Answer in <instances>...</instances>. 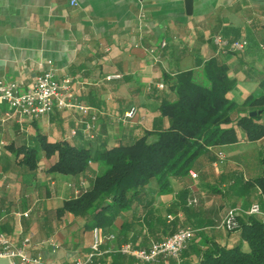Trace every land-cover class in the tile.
Instances as JSON below:
<instances>
[{"label":"crops","instance_id":"obj_1","mask_svg":"<svg viewBox=\"0 0 264 264\" xmlns=\"http://www.w3.org/2000/svg\"><path fill=\"white\" fill-rule=\"evenodd\" d=\"M215 35L246 39L249 45L224 53L214 45ZM211 61L226 70L232 83L227 96L234 104L242 106L262 94L264 0H0V79L26 89L36 76L53 69L58 79H71L76 102L97 117L91 121L77 109H65L33 121L2 122L7 107L0 105V233L18 245L30 237L27 254L40 264L87 258L96 228H87L86 219L63 209L105 168L95 159L78 176L55 172L58 154L47 155L41 139L85 148L95 157L134 142L143 132L166 130L161 105L176 100L167 79L193 72L204 83ZM132 108L137 114L125 119ZM89 123L93 128L87 131ZM235 136L210 148L218 161L191 170L196 178L169 179L163 188L152 182L110 228L97 227L104 242L89 264H137L120 251L123 246L148 250L188 227L195 230L198 250L212 244L247 250L239 234L220 222L229 210L242 213L264 198L256 185L264 177V136L250 141L239 128ZM29 150L37 152L35 169L23 161ZM183 255L180 263L160 264H198L193 252L186 259Z\"/></svg>","mask_w":264,"mask_h":264},{"label":"trees","instance_id":"obj_2","mask_svg":"<svg viewBox=\"0 0 264 264\" xmlns=\"http://www.w3.org/2000/svg\"><path fill=\"white\" fill-rule=\"evenodd\" d=\"M205 75L207 81L204 83L197 81L193 72L167 79L176 100L162 102V117L169 124L166 130L155 134L143 132L134 142L100 151L95 157L85 148L68 143L49 144L41 139L47 155L58 154L55 172L78 176L86 172L89 162L95 159L105 168L82 196L65 204L63 211L86 219L87 228L106 230L130 208L133 197L152 182L163 188L169 179H182L200 164L218 161L210 148L235 140V128L241 129L250 141L262 138L264 83L260 96H251L245 104L238 106L227 96L232 83L224 68L211 61L206 65ZM252 113L257 116L250 117ZM36 154L29 150L23 158L31 169L37 167ZM256 185L264 193V177L258 179ZM182 197V202L187 204V196ZM258 205L264 211V198H260ZM237 219L240 224L237 231L225 230L239 234L248 245L247 250L241 245L229 248L212 244L201 251L194 235L182 254L184 259L191 251L197 256L198 264H264L263 219L245 212ZM161 261L163 259L157 264ZM137 264L141 263L137 260Z\"/></svg>","mask_w":264,"mask_h":264},{"label":"built area","instance_id":"obj_3","mask_svg":"<svg viewBox=\"0 0 264 264\" xmlns=\"http://www.w3.org/2000/svg\"><path fill=\"white\" fill-rule=\"evenodd\" d=\"M214 45L224 52H241L244 51L249 42L246 39L229 40L222 35H215L212 39ZM166 43L161 44V48H165ZM156 50L151 51L155 54ZM120 76L107 77L108 80L119 78ZM164 88V85H160ZM0 105L7 107V113L2 122L13 118L20 120H37L56 110L77 109L85 116H91V121H96V115L90 114V108L82 106L76 102V98L71 89V79L66 78L60 80L57 78L53 69L42 72L36 76L34 82L23 89L16 81H8L0 79ZM137 114V109L132 108L124 116L125 119H132ZM93 125L87 124V131L92 130ZM93 138V136H92ZM221 160L223 159L220 155ZM193 178L197 174L190 171ZM192 204L197 203L196 200L190 201ZM240 209H231L220 222V227L229 231H237L240 228L238 215ZM247 214L259 215L264 222V211L258 204H253L248 210L243 211ZM29 214H25L28 217ZM195 235V230L188 227L181 229L168 238L152 244L148 250H137L131 245L123 246L120 251L135 257L141 264H157L160 260H175L181 262L183 252L188 248L190 242ZM32 239L25 238L20 245L16 244L8 235L0 233V259H7L11 264H40V260L32 259L27 254V249L31 245ZM104 242V236L100 229L94 230V242L92 245L93 252L87 258L77 259L75 264H89L92 262L95 254L99 251L100 246Z\"/></svg>","mask_w":264,"mask_h":264},{"label":"water","instance_id":"obj_4","mask_svg":"<svg viewBox=\"0 0 264 264\" xmlns=\"http://www.w3.org/2000/svg\"><path fill=\"white\" fill-rule=\"evenodd\" d=\"M255 116H257V113L250 114V117H255ZM0 264H11V263L7 259H0Z\"/></svg>","mask_w":264,"mask_h":264}]
</instances>
